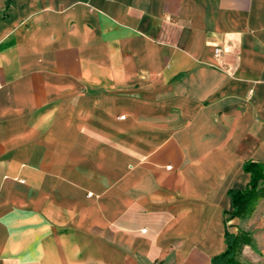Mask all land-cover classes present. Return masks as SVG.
Wrapping results in <instances>:
<instances>
[{
	"label": "crops",
	"instance_id": "obj_1",
	"mask_svg": "<svg viewBox=\"0 0 264 264\" xmlns=\"http://www.w3.org/2000/svg\"><path fill=\"white\" fill-rule=\"evenodd\" d=\"M226 232L264 264V0H0V264H214Z\"/></svg>",
	"mask_w": 264,
	"mask_h": 264
},
{
	"label": "trees",
	"instance_id": "obj_2",
	"mask_svg": "<svg viewBox=\"0 0 264 264\" xmlns=\"http://www.w3.org/2000/svg\"><path fill=\"white\" fill-rule=\"evenodd\" d=\"M258 165L254 162L247 163L245 165L246 170L252 171V179L245 191H234L232 193L234 202V212L236 214L243 213L251 200L254 199V189L257 186L258 179L262 176V173L255 174V166ZM260 166V165H259ZM226 241L228 248L226 251L217 258H214V264H238L236 260V252L240 243V239L226 232ZM219 259V261H217Z\"/></svg>",
	"mask_w": 264,
	"mask_h": 264
},
{
	"label": "built area",
	"instance_id": "obj_3",
	"mask_svg": "<svg viewBox=\"0 0 264 264\" xmlns=\"http://www.w3.org/2000/svg\"><path fill=\"white\" fill-rule=\"evenodd\" d=\"M219 52H220V49H217V50H216V54L219 53Z\"/></svg>",
	"mask_w": 264,
	"mask_h": 264
}]
</instances>
